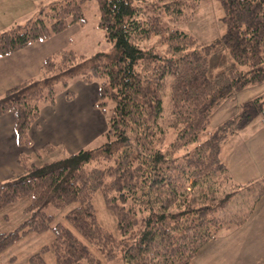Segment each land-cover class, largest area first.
<instances>
[{"label":"trees","instance_id":"trees-1","mask_svg":"<svg viewBox=\"0 0 264 264\" xmlns=\"http://www.w3.org/2000/svg\"><path fill=\"white\" fill-rule=\"evenodd\" d=\"M88 1L54 2L26 25L1 32L0 58L84 26ZM96 1L111 51L85 57L63 49L51 55L38 77L0 97V117L12 113L16 139L30 147V129L43 104H56L58 83L72 100V80H100L96 107L114 103L108 140L96 149L64 151L62 159L43 164L22 156L23 173L0 182V210L29 197L31 217L16 231L0 233V253L30 231L51 229L56 264H103L80 237L107 260L121 255L124 264H192L219 230L243 224L255 206L239 215L242 189L250 188L230 182L221 150L236 131L259 116L264 120V97L243 103L238 120L200 137L222 101L264 82V0H217L226 32L210 45L161 20L190 23L200 0ZM214 55L220 68L211 65ZM169 130L175 139L164 149ZM56 150L46 145L42 152ZM98 190L117 218L121 239L98 222L92 204ZM263 196L264 188L253 195L254 204ZM73 203L67 220L80 237L62 224L52 226L53 217L44 212ZM31 262L46 264L42 252Z\"/></svg>","mask_w":264,"mask_h":264},{"label":"rangeland","instance_id":"rangeland-1","mask_svg":"<svg viewBox=\"0 0 264 264\" xmlns=\"http://www.w3.org/2000/svg\"><path fill=\"white\" fill-rule=\"evenodd\" d=\"M48 8L46 7L44 11L49 10ZM82 9L86 18L82 36L84 33L88 34V44L91 47L90 45L86 46L83 38L76 37V39L81 40H75L76 52L78 55H84L85 57H91L101 52H110L112 43L106 39L104 30L99 27L100 11L97 1L91 0L84 3ZM223 17L224 10L217 0H200L199 8L190 23H171L166 16H162L161 20L164 26L184 32L195 38L200 44L210 45L220 39L226 32ZM154 40L155 38L152 42ZM217 58L218 55H214L211 59V65L214 68H220L214 66ZM226 64L229 65V62ZM94 83L99 85L100 80ZM61 89L64 88L62 84L58 83L56 85L57 92ZM259 97H264V82L248 86L237 92L233 97L222 101L213 110L210 123L201 135V140L207 139L225 123L238 120L242 104ZM113 109L114 103L108 101L104 110H101L102 118H104L106 124V131L103 133L101 131V135L93 139L83 149H96L107 142L106 133L110 128ZM174 139L175 133L169 130L164 149L168 148ZM63 152L62 149H58L52 154L41 151L40 156L35 153L29 158L28 162L37 164L52 162L62 159L64 157ZM221 160L227 167V175L231 183L244 188L249 186L250 188L247 190L242 189V196L238 199V202H240V209L243 208V210L239 215L242 217L249 212L250 207L255 206L253 207V213L243 224H235L229 228L219 230L215 239L198 251L192 264H264V196L256 204L253 202V195L260 193L264 188V120L262 116L257 117L246 129L236 131L233 136H230L224 142ZM244 201V206H241ZM30 203L29 197H22L17 202L2 208L0 210V233H12L28 221L31 214L27 213L26 209ZM92 204L100 225L116 239H121L117 218L113 211L107 207L103 193L100 190L93 194ZM75 206L76 203L63 209L48 206L44 209V212L53 217L52 226L62 224L80 237L67 220V213ZM54 239V232L51 229L44 232L30 231L0 253V264H32L31 257L41 252L46 264H56V256L53 250ZM80 239L103 264H124L121 255L115 259L107 260L104 254L93 244L81 237ZM46 247L48 249L44 251Z\"/></svg>","mask_w":264,"mask_h":264},{"label":"crops","instance_id":"crops-1","mask_svg":"<svg viewBox=\"0 0 264 264\" xmlns=\"http://www.w3.org/2000/svg\"><path fill=\"white\" fill-rule=\"evenodd\" d=\"M63 0H0V33L34 20L46 7ZM84 26L74 25L65 32L27 48L0 58V97L14 86L38 77L43 61L63 49L77 51L76 37L83 38L86 46L88 34ZM91 47V45H90ZM97 83L86 84L80 79L70 83L72 100L66 91L58 92L55 105L43 104L40 117L29 132L31 146H21L14 134V116L7 113L0 117V182L10 181L23 173L21 158H29L46 145L76 153L106 131V124L98 102ZM222 151V150H221Z\"/></svg>","mask_w":264,"mask_h":264}]
</instances>
